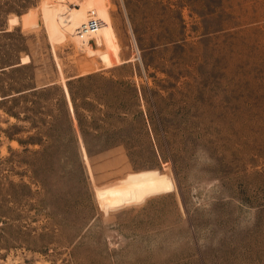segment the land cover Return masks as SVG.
<instances>
[{
    "label": "rangeland",
    "instance_id": "rangeland-1",
    "mask_svg": "<svg viewBox=\"0 0 264 264\" xmlns=\"http://www.w3.org/2000/svg\"><path fill=\"white\" fill-rule=\"evenodd\" d=\"M6 94L0 264H264V0H0Z\"/></svg>",
    "mask_w": 264,
    "mask_h": 264
},
{
    "label": "bare ground",
    "instance_id": "bare-ground-1",
    "mask_svg": "<svg viewBox=\"0 0 264 264\" xmlns=\"http://www.w3.org/2000/svg\"><path fill=\"white\" fill-rule=\"evenodd\" d=\"M76 6H73V7H70L69 5H65L64 6V12L67 16V19H68V23L73 25L75 24V20L76 18L78 17V9L76 8ZM103 23H102V26L95 32V33H103L104 36L106 37V40L108 42V44L110 45V47L113 49V50H116V47H117V44H116V39H115V35H114V32H113V28L110 24V22L107 20V19H103ZM87 21V20H86ZM86 21H80L78 23V25L76 26V31H79V28L86 22ZM15 142V141H14Z\"/></svg>",
    "mask_w": 264,
    "mask_h": 264
},
{
    "label": "built area",
    "instance_id": "built-area-1",
    "mask_svg": "<svg viewBox=\"0 0 264 264\" xmlns=\"http://www.w3.org/2000/svg\"><path fill=\"white\" fill-rule=\"evenodd\" d=\"M102 23L103 20L98 17L95 10H90L88 20L79 28L78 32V36L84 44L87 43V38L91 37L102 26Z\"/></svg>",
    "mask_w": 264,
    "mask_h": 264
},
{
    "label": "trees",
    "instance_id": "trees-1",
    "mask_svg": "<svg viewBox=\"0 0 264 264\" xmlns=\"http://www.w3.org/2000/svg\"><path fill=\"white\" fill-rule=\"evenodd\" d=\"M72 80H70V81H68V87H69V91H70V94H71V98H72V101H73V104H74V106L76 107V109H77V107H78V104L76 103V96H75V93H74V91H73V88H72ZM46 88L47 87H44V88H38L37 86H35V87H33V89L30 91V92H33L31 95H36V94H39V93H41V92H44L45 90H46ZM41 89H44V90H41ZM29 92V93H30ZM12 97H14L13 96V94H6V95H3V96H0V101H5V100H9L10 98H12ZM65 98V97H64ZM65 100V102H66V99H64ZM36 101H33V100H31V104L33 105V107H35L36 106ZM14 116H16L17 118H19V116L17 115V114H13ZM84 142H85V145H86V148H87V151H88V154L91 156V155H93L94 154V149H93V146H92V144H91V142H90V140L86 137V136H84ZM131 144L132 142L130 141H128V142H126V144Z\"/></svg>",
    "mask_w": 264,
    "mask_h": 264
}]
</instances>
